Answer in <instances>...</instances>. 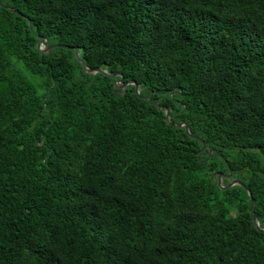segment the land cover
<instances>
[{
  "label": "trees",
  "instance_id": "1",
  "mask_svg": "<svg viewBox=\"0 0 264 264\" xmlns=\"http://www.w3.org/2000/svg\"><path fill=\"white\" fill-rule=\"evenodd\" d=\"M249 191L264 0H0V264H264Z\"/></svg>",
  "mask_w": 264,
  "mask_h": 264
},
{
  "label": "water",
  "instance_id": "2",
  "mask_svg": "<svg viewBox=\"0 0 264 264\" xmlns=\"http://www.w3.org/2000/svg\"><path fill=\"white\" fill-rule=\"evenodd\" d=\"M29 24H30V26H31V24H32V21H31V20H30ZM46 43H47V39H42V40L39 41V43H38V48H39L41 51H44V52L48 51V50L52 47V45H49V46H47V47H45V48H42V47H41V45H44V46H45ZM75 51H76L78 57L80 58V56H79V54H78V49H77V48H75ZM80 60H81V62L83 63L84 70H85L86 72H89V73H95V72H97V71H100V69H91V68H89V67L84 63V61H83L82 59H80ZM117 74H120L121 77H120V79H118V80L115 82L116 85L124 87V86H126L127 84H129V83H135L134 81H130V82H127V83H124V84H123V83H121V82H122V78H123L122 74H121V73H117ZM117 74H114V75H117ZM135 85H136V91L139 92V85H138L137 83H135ZM167 119H169V112H168V111H167ZM178 125H179V126L185 125V126L188 128V126H187L186 123H180V124H178ZM188 131H189V128H188ZM189 132H190V131H189ZM230 174H231V172L229 173V175H230ZM221 177H222V174L219 175L218 179H219V184H220V186H222V187H230V186H232V185H234V184H236V183H241V182L238 181V180H233V181H232L231 183H229L227 186H224V185H222ZM249 194H250V196H251V200H252L251 207H252V212H253V214H254V224H255V226H256L258 229H260V230H264V228L260 226L259 221H258V219H257V215H256L255 212H254V199H253V197H252V193H251V191H249Z\"/></svg>",
  "mask_w": 264,
  "mask_h": 264
},
{
  "label": "rangeland",
  "instance_id": "3",
  "mask_svg": "<svg viewBox=\"0 0 264 264\" xmlns=\"http://www.w3.org/2000/svg\"><path fill=\"white\" fill-rule=\"evenodd\" d=\"M41 47H42V48H45V46H44V45H41Z\"/></svg>",
  "mask_w": 264,
  "mask_h": 264
}]
</instances>
